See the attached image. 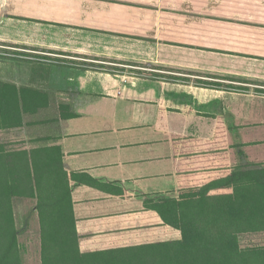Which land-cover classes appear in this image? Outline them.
Here are the masks:
<instances>
[{
	"label": "crops",
	"instance_id": "0c3cea01",
	"mask_svg": "<svg viewBox=\"0 0 264 264\" xmlns=\"http://www.w3.org/2000/svg\"><path fill=\"white\" fill-rule=\"evenodd\" d=\"M0 44L23 50L1 58L0 79L47 96L8 131L19 149L56 148L77 174L81 252L179 239L145 200L177 197L181 170L216 141L230 166L264 163V107L231 102L219 87L24 53L264 81V0H0Z\"/></svg>",
	"mask_w": 264,
	"mask_h": 264
},
{
	"label": "trees",
	"instance_id": "16d2710c",
	"mask_svg": "<svg viewBox=\"0 0 264 264\" xmlns=\"http://www.w3.org/2000/svg\"><path fill=\"white\" fill-rule=\"evenodd\" d=\"M7 57L0 54V58ZM78 67L124 72L88 63ZM195 83L221 86L200 79ZM46 105L45 93L0 79V130L20 127L24 114ZM64 115L75 116L69 111ZM189 155L181 156V161ZM197 155V167L183 168L178 175L177 197L145 200L164 224L179 230V239L81 252L70 197V183L77 174L63 169L61 154L54 147L7 149L0 142V264H22L13 197L36 200L40 264H264V245L241 247L238 243L240 234L264 232V163L230 166L226 148L217 141L210 151Z\"/></svg>",
	"mask_w": 264,
	"mask_h": 264
},
{
	"label": "rangeland",
	"instance_id": "374dc122",
	"mask_svg": "<svg viewBox=\"0 0 264 264\" xmlns=\"http://www.w3.org/2000/svg\"><path fill=\"white\" fill-rule=\"evenodd\" d=\"M26 54L33 57L54 58L75 61L78 63H88L102 65L107 68L123 69L122 71H142L143 74L154 73L161 77H175L182 81L196 82L203 81L218 82L226 96L231 102H238L240 105L253 106L255 108L264 107V81H253L232 77L212 78L205 74L181 71L157 67L154 65H132L119 62H101L98 59L70 56L56 52H36L34 50H24ZM3 60L0 58V76L3 73ZM136 73V72H134ZM13 131L0 130V142L7 149L19 146V141L14 137ZM17 148V147H16ZM35 198L13 197L12 207L15 227L17 229V242L20 250L22 264H40V238L38 218L34 208ZM238 243L241 247L264 245V232L244 233L238 236Z\"/></svg>",
	"mask_w": 264,
	"mask_h": 264
},
{
	"label": "built area",
	"instance_id": "2783aa9c",
	"mask_svg": "<svg viewBox=\"0 0 264 264\" xmlns=\"http://www.w3.org/2000/svg\"><path fill=\"white\" fill-rule=\"evenodd\" d=\"M15 51L23 52V50L20 49V48H16V47H13V46L0 44V54L3 55V56H14L15 55V53H14ZM28 57L35 58V57H32V56H28Z\"/></svg>",
	"mask_w": 264,
	"mask_h": 264
}]
</instances>
